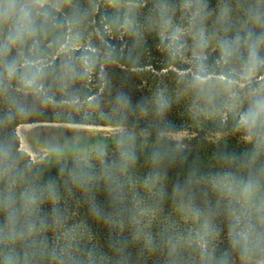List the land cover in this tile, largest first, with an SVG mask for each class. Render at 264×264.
<instances>
[{
    "label": "trees",
    "instance_id": "obj_1",
    "mask_svg": "<svg viewBox=\"0 0 264 264\" xmlns=\"http://www.w3.org/2000/svg\"><path fill=\"white\" fill-rule=\"evenodd\" d=\"M149 1L40 0L41 31L0 58V139L13 146L0 164V264L264 263V125L247 115L264 69L222 54L251 30V10L264 32V0H230L236 17L203 56L159 33ZM159 1L161 14L182 9ZM28 65L46 70L39 96L20 81ZM34 124L120 129L141 145L121 136L84 161L34 163L16 135Z\"/></svg>",
    "mask_w": 264,
    "mask_h": 264
},
{
    "label": "rangeland",
    "instance_id": "obj_2",
    "mask_svg": "<svg viewBox=\"0 0 264 264\" xmlns=\"http://www.w3.org/2000/svg\"><path fill=\"white\" fill-rule=\"evenodd\" d=\"M247 5L256 8L258 0ZM149 7L156 11L153 15L154 27L164 37L178 40L188 56H203L211 51L218 42L217 33L224 24L236 17L231 8L230 0H178L182 9L169 13L163 12V3L159 0L149 1ZM245 2V1H244ZM252 3V4H251ZM161 8L157 10V8ZM254 8V9H255ZM245 23H252L251 31L259 32V18L254 10ZM260 53L264 55V45L260 46ZM259 69H264V62L255 63ZM16 135L19 150L27 155L34 163H59L63 161H84L90 157L110 150L114 145H123L124 140L137 141L141 145V136L124 135L120 129L81 127L70 125L34 124L18 127ZM172 141L180 142L187 138L185 132L168 134ZM256 145L264 147V137L254 140ZM233 264H264L250 259H239Z\"/></svg>",
    "mask_w": 264,
    "mask_h": 264
},
{
    "label": "clouds",
    "instance_id": "obj_3",
    "mask_svg": "<svg viewBox=\"0 0 264 264\" xmlns=\"http://www.w3.org/2000/svg\"><path fill=\"white\" fill-rule=\"evenodd\" d=\"M44 15L45 11L40 0H0V33L7 29L6 36L0 39V58L11 52L12 48L23 46L36 37L43 27L41 17ZM261 45H264V32L255 33L249 30L243 36L237 35L233 40L225 41L222 44V54L225 57L239 56L245 64H258L264 62V55L260 53ZM7 69L15 75L17 61L11 60ZM61 71L62 79L71 78L74 73L70 64L63 65ZM46 75L44 67L28 65L21 73L20 81L26 89L39 96L43 90V80ZM247 115L252 126L264 125V92H256L252 95ZM256 155L257 152L254 149L251 158L254 160ZM12 157L11 142L0 139V164H7ZM256 186L255 181L249 180L246 189L252 190Z\"/></svg>",
    "mask_w": 264,
    "mask_h": 264
}]
</instances>
